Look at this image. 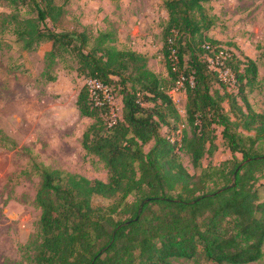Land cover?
Masks as SVG:
<instances>
[{
	"label": "trees",
	"instance_id": "1",
	"mask_svg": "<svg viewBox=\"0 0 264 264\" xmlns=\"http://www.w3.org/2000/svg\"><path fill=\"white\" fill-rule=\"evenodd\" d=\"M7 1L33 8L35 17L11 14L8 21L25 48L50 43L48 70L57 58L68 56L78 75L103 88L117 86L122 102L120 116L108 120L110 106L102 90L100 105L86 85L76 100L80 115L93 119L81 145L103 162L107 181L38 167L35 264H171V258L248 264L263 258L264 182L257 183L264 178V110L255 111L246 95L258 83L257 64L230 52L223 64L234 74L238 90L225 94L215 87L221 79L204 56L227 50L207 35L215 23L205 6L211 0L163 1L168 18L161 51L168 78L153 72L141 52L116 48L110 32L93 37L85 30L51 29L46 20L56 24L64 11L54 0ZM180 77L191 131H182L177 140L162 135L160 128L177 129L179 114L168 92ZM217 127L231 158L190 174L176 150L183 149L199 167L217 148ZM94 195L112 202L93 206Z\"/></svg>",
	"mask_w": 264,
	"mask_h": 264
},
{
	"label": "rangeland",
	"instance_id": "2",
	"mask_svg": "<svg viewBox=\"0 0 264 264\" xmlns=\"http://www.w3.org/2000/svg\"><path fill=\"white\" fill-rule=\"evenodd\" d=\"M54 1L64 11L56 24L46 20L51 29L85 30L93 37L101 31L110 32L116 48L141 52L147 56L153 72L168 78L161 51V30L168 18L164 0ZM205 6L215 17L207 35L219 42L217 46L241 59L248 57L256 62L258 83L251 91L246 90V95L255 111H263L264 0H211ZM32 10L30 5L0 0V264H35L33 257L39 242L41 212L35 200L40 182L38 167L102 181H107L108 177L103 162L96 155L86 153L81 145L83 131L93 119L80 115L76 100L80 89L84 85L88 87V81L94 79L78 75L75 62L68 56L57 58L48 70L45 53L50 49V43L47 41L32 49L24 47L14 34V23L8 19L11 14H17L19 18L35 17ZM48 71L55 76L54 80L48 79ZM113 79L118 80L117 77ZM219 79L215 87L222 93L237 92L238 84L232 72L223 73ZM90 84V87L96 86ZM103 90V99L110 106L106 118L115 120L122 107L118 87L112 85ZM172 98L179 114L177 129L173 130V125L161 126L160 133L179 140L182 131L188 135L191 131L185 121L184 87L176 89ZM222 104L229 109L228 99ZM220 129L217 127L215 132L216 150L205 156L199 167L192 165L183 149L176 150L190 174L200 173L208 163L219 165L231 158ZM151 145L152 142L144 150ZM263 182L264 178L257 184ZM260 195L264 199L263 187H260ZM111 202V198L99 195L91 199L93 206ZM170 263L198 264L186 258H171ZM248 264H264V257Z\"/></svg>",
	"mask_w": 264,
	"mask_h": 264
},
{
	"label": "built area",
	"instance_id": "3",
	"mask_svg": "<svg viewBox=\"0 0 264 264\" xmlns=\"http://www.w3.org/2000/svg\"><path fill=\"white\" fill-rule=\"evenodd\" d=\"M208 48V46H205ZM229 53L227 51H220L218 55L215 56H204L205 60L208 62V67L218 73V75L222 78L223 73L229 74V68L223 64V61L228 57ZM230 80L234 83V77L230 74ZM225 79V77H223ZM191 81V80H190ZM192 82V81H191ZM90 83L96 84L95 87H90ZM184 84V77H180V79L176 82V85L168 92L169 95L172 97V94L175 92L176 89L182 88ZM104 88L95 80H89L88 81V91L90 97L94 100L95 105H100L101 100L98 95V90H103ZM104 97V96H103Z\"/></svg>",
	"mask_w": 264,
	"mask_h": 264
}]
</instances>
